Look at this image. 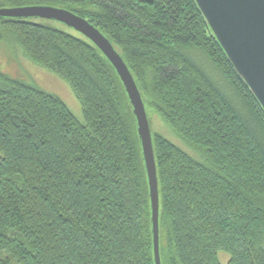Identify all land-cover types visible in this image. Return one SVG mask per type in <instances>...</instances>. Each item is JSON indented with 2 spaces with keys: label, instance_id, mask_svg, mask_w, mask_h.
<instances>
[{
  "label": "trees",
  "instance_id": "16d2710c",
  "mask_svg": "<svg viewBox=\"0 0 264 264\" xmlns=\"http://www.w3.org/2000/svg\"><path fill=\"white\" fill-rule=\"evenodd\" d=\"M67 8L124 57L153 131L163 264H264V108L195 0H0ZM78 32V31H77ZM56 73V94L0 75V264H155L149 184L125 86L87 37L0 17V41ZM150 124H151V118Z\"/></svg>",
  "mask_w": 264,
  "mask_h": 264
},
{
  "label": "water",
  "instance_id": "95a60500",
  "mask_svg": "<svg viewBox=\"0 0 264 264\" xmlns=\"http://www.w3.org/2000/svg\"><path fill=\"white\" fill-rule=\"evenodd\" d=\"M237 73L264 108V0H195ZM0 17L58 21L91 40L120 76L137 121L149 184L155 264L160 248V188L153 133L142 93L124 57L111 40L85 17L64 7L33 4L0 7Z\"/></svg>",
  "mask_w": 264,
  "mask_h": 264
},
{
  "label": "rangeland",
  "instance_id": "374dc122",
  "mask_svg": "<svg viewBox=\"0 0 264 264\" xmlns=\"http://www.w3.org/2000/svg\"><path fill=\"white\" fill-rule=\"evenodd\" d=\"M51 22H55V25L78 34L76 30L58 21L51 20ZM0 75H7L14 79L36 84L42 89L58 95L77 118L84 121L82 104L70 85L56 73L31 62L24 55L22 56V53L6 40L0 41ZM149 116L153 131H165L168 134L166 123L157 114L150 113ZM219 258L223 264H228L230 255L226 252H220Z\"/></svg>",
  "mask_w": 264,
  "mask_h": 264
}]
</instances>
